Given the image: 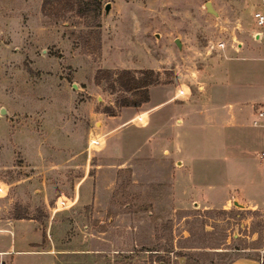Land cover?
Here are the masks:
<instances>
[{"label": "rangeland", "instance_id": "obj_1", "mask_svg": "<svg viewBox=\"0 0 264 264\" xmlns=\"http://www.w3.org/2000/svg\"><path fill=\"white\" fill-rule=\"evenodd\" d=\"M90 1L0 0V227L51 217V264L264 261V203L201 208L189 199L176 208L171 161L106 158L108 147L88 146L104 108L134 98L116 85L118 71L152 69L193 92L194 74L220 43L246 45L262 30L253 16L262 0H98L96 15ZM159 92L150 90V102ZM142 131L128 123L106 139L147 153L154 141ZM216 166L218 175L229 168ZM58 199L68 206L52 213Z\"/></svg>", "mask_w": 264, "mask_h": 264}, {"label": "crops", "instance_id": "obj_2", "mask_svg": "<svg viewBox=\"0 0 264 264\" xmlns=\"http://www.w3.org/2000/svg\"><path fill=\"white\" fill-rule=\"evenodd\" d=\"M260 28L250 32L251 42L246 45L223 46L220 54L208 59L194 74L195 91L175 82L161 83L153 85L162 93L150 102L153 87L149 86L147 102L130 107L132 111L121 107L115 115L100 119L95 137L101 148H109L106 158L171 161L176 208H184L189 199L201 208H226L235 202L254 208L264 203V120L255 115L256 108L264 109V26ZM112 117L120 121L110 124ZM254 119L258 125L252 124ZM133 122L143 126L145 143L154 141L147 153H126L123 141L122 150L107 142L109 135ZM221 163L229 168L218 175L216 165ZM58 210L52 208V213ZM27 220H8L0 227V235L9 236V241L5 239L9 247L0 249V259L4 264H51V217L48 224L31 219L29 225L24 223ZM43 235L49 245L39 240ZM229 264H261V260L240 258Z\"/></svg>", "mask_w": 264, "mask_h": 264}, {"label": "trees", "instance_id": "obj_3", "mask_svg": "<svg viewBox=\"0 0 264 264\" xmlns=\"http://www.w3.org/2000/svg\"><path fill=\"white\" fill-rule=\"evenodd\" d=\"M85 5H88L85 3ZM99 1L98 0H91L90 1V12L92 14H98L99 9ZM83 8V7H82ZM83 10H87L84 9ZM138 73L139 75H135ZM115 83L116 85L123 91H128L130 94L133 95L134 98L123 97L116 102V109L111 110L110 108H104V112L107 115H115L121 107H138L142 103L148 101V87L161 84L162 82L159 81L157 77V73L154 72L152 69H140L137 71H132L130 69H122L118 71V74L115 75ZM23 217H15L14 219H20ZM150 252H152L150 250ZM261 264H264V261H261Z\"/></svg>", "mask_w": 264, "mask_h": 264}, {"label": "built area", "instance_id": "obj_4", "mask_svg": "<svg viewBox=\"0 0 264 264\" xmlns=\"http://www.w3.org/2000/svg\"><path fill=\"white\" fill-rule=\"evenodd\" d=\"M262 5H263V9H262L261 11H256V12L253 13V16H254V18H255V24H256L257 26H259V27L264 26V0H262ZM218 47H219V48H222V47H223V44L220 43V44L218 45ZM178 92L181 93L182 90H179ZM255 115H256L257 118H262V119L264 120V109L256 108V109H255ZM135 119H136L137 121H140V120H141V117H140L139 115H137V116L135 117ZM252 124H253V125H258L259 123H258L257 119H254V120L252 121ZM98 142H99V138H98V137H92V138L89 140V142H88V146H90V145H97ZM262 154H263V153H261V155H262ZM1 191H2V187L0 186V192H1ZM67 206H68V205H66L65 200L58 199V201H57V206H55V210H56V209H62V208H65V207H67ZM0 264H4L2 259H0Z\"/></svg>", "mask_w": 264, "mask_h": 264}, {"label": "water", "instance_id": "obj_5", "mask_svg": "<svg viewBox=\"0 0 264 264\" xmlns=\"http://www.w3.org/2000/svg\"><path fill=\"white\" fill-rule=\"evenodd\" d=\"M204 7H205V11H206L207 13H210V14L216 16V11L213 9V7H212V5H211V3H210L209 1H205V2H204ZM104 10H105V11L108 10V5H107V4L104 6ZM174 43L177 45V47L180 46V43H179V41H178L177 39H174ZM0 113H1V114H4V113H5L4 109L1 108V109H0ZM234 236H235V235H234Z\"/></svg>", "mask_w": 264, "mask_h": 264}]
</instances>
